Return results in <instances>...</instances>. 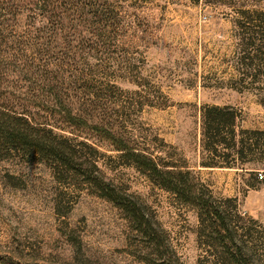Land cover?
<instances>
[{
	"label": "rangeland",
	"instance_id": "obj_1",
	"mask_svg": "<svg viewBox=\"0 0 264 264\" xmlns=\"http://www.w3.org/2000/svg\"><path fill=\"white\" fill-rule=\"evenodd\" d=\"M77 2L0 0V102L83 149L172 250L48 163L0 151V264H229L206 212L159 187L93 124L189 170L230 214L251 264H264V167L203 166L214 156L204 134L213 107L235 115L239 146L249 136L250 163L264 154V135L253 134L264 132V0Z\"/></svg>",
	"mask_w": 264,
	"mask_h": 264
},
{
	"label": "trees",
	"instance_id": "obj_2",
	"mask_svg": "<svg viewBox=\"0 0 264 264\" xmlns=\"http://www.w3.org/2000/svg\"><path fill=\"white\" fill-rule=\"evenodd\" d=\"M78 3L77 0H67ZM42 6H56L61 0H41ZM227 108L213 107L204 114V134L208 138V149L213 153L212 162L204 167L236 168L242 171L264 167V154L250 163L246 159L249 151V136L236 141L235 115ZM71 121L75 117L69 112ZM98 131L101 139L109 142L120 156L131 162L136 168L146 173L162 189L176 195L184 204L197 207L206 212L211 221L213 232L223 237V258L229 264H251L254 257L246 242L237 241V230L233 220L226 210L215 206L213 199L205 198L200 193L195 179L189 170H183L178 165L158 162L145 153L135 151L125 140L117 137L112 131L97 124L91 125ZM243 133H247L244 131ZM264 135V132H253ZM224 144L227 150L218 154V145ZM0 151H6L8 156H19L48 163L60 181L73 179L81 184L94 196L110 202L118 208L132 227L147 236L157 248L163 243L164 247L172 250L168 242L160 241L161 237L136 198L109 181L99 164L92 160L83 149L74 145L71 140L58 135L52 128L36 122L29 112H18L0 102ZM217 159H220L219 161ZM212 199V200H211ZM264 233V229L261 230ZM162 240V239H161Z\"/></svg>",
	"mask_w": 264,
	"mask_h": 264
},
{
	"label": "built area",
	"instance_id": "obj_3",
	"mask_svg": "<svg viewBox=\"0 0 264 264\" xmlns=\"http://www.w3.org/2000/svg\"><path fill=\"white\" fill-rule=\"evenodd\" d=\"M259 178L262 179L264 177V174L262 172H259Z\"/></svg>",
	"mask_w": 264,
	"mask_h": 264
}]
</instances>
